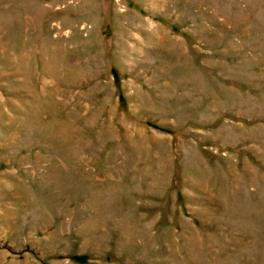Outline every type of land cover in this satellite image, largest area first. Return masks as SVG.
I'll use <instances>...</instances> for the list:
<instances>
[{
  "label": "rangeland",
  "instance_id": "374dc122",
  "mask_svg": "<svg viewBox=\"0 0 264 264\" xmlns=\"http://www.w3.org/2000/svg\"><path fill=\"white\" fill-rule=\"evenodd\" d=\"M0 264H264V0H0Z\"/></svg>",
  "mask_w": 264,
  "mask_h": 264
}]
</instances>
